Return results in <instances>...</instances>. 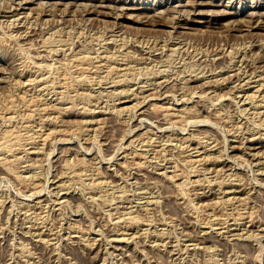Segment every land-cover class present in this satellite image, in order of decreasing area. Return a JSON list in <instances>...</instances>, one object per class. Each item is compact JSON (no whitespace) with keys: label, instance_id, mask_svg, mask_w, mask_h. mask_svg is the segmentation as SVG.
Masks as SVG:
<instances>
[{"label":"rangeland","instance_id":"1","mask_svg":"<svg viewBox=\"0 0 264 264\" xmlns=\"http://www.w3.org/2000/svg\"><path fill=\"white\" fill-rule=\"evenodd\" d=\"M20 1L0 264H264V0Z\"/></svg>","mask_w":264,"mask_h":264},{"label":"bare ground","instance_id":"2","mask_svg":"<svg viewBox=\"0 0 264 264\" xmlns=\"http://www.w3.org/2000/svg\"><path fill=\"white\" fill-rule=\"evenodd\" d=\"M19 1H20V0H19ZM22 1H23V0H22ZM24 1H25V0H24ZM62 1H63V0H62ZM62 1H59V0H58L59 3H61ZM68 1H69V0H67V2H68ZM70 1H71V0H70ZM85 1H86V0H85ZM96 1H98V0H96ZM104 1H105V0H104ZM178 1H179V0H178ZM178 1H177L176 3L179 4ZM190 1H191V0H190ZM205 1L208 2V1H211V0H208V1L205 0ZM261 1H262V0H261ZM20 2H21V1H20ZM30 2H31V1H30ZM46 2H48V0H46ZM46 2H45V3H46ZM53 2H54V1L52 0L50 3H53ZM55 2H56V1H55ZM74 2H75V1H74ZM80 2H82V1H80ZM185 2H186V4H187L188 0H187V1L185 0ZM185 2H184V3H185ZM193 2L195 3L196 1H193ZM193 2H192V3H193ZM197 2H198V0H197ZM199 2H200V1H199ZM202 2H204V1H202ZM25 3H26V2H25ZM59 3H58V4H59ZM62 3H63V2H62ZM65 3H66V0H65ZM75 3H76V2H75ZM87 3H88V1H87ZM87 3H86V4H87ZM94 3H96V2H94ZM94 3H92V4L90 3V5H92V7H93V4H94ZM101 3H102V2H101ZM101 3H100V4H101ZM188 3H189V2H188ZM192 3H191V4H192ZM194 3H193V5H194ZM200 3H201V2H200ZM209 3H210V2H209ZM218 3H219V2H216V5H217ZM56 4H57V2H56ZM67 4H70V2H68ZM73 4H74V3H73ZM77 4H78V3H77ZM86 4H84V1H83V4L81 3V5H83V6L86 5ZM88 4H89V3H88ZM97 4H98V2H97ZM100 4H98V6H103V7H106V6H107V3L105 4L106 6H105V5H100ZM102 4H103V3H102ZM129 4H130V3H129ZM169 4H170V3H169ZM181 4H183V3L181 2ZM191 4H190V5H191ZM214 4H215V2H214ZM219 4H220V3H219ZM221 4H222V3H221ZM59 5H60V4H59ZM63 5H65V4H63ZM75 5H76V4H75ZM78 5H79V4H78ZM123 5H124V4H123ZM170 5H171V4H170ZM170 5H169V6H170ZM173 5H174V4H173ZM173 5H171V6H173ZM184 5H185V4H184ZM188 5H189V4H188ZM195 5H196V4H195ZM199 5H200V4H199ZM212 5H213V4H212ZM222 5H223V4H222ZM231 5H232V4H231ZM231 5H230V6H231ZM54 6H57V5L54 4ZM65 6H67V5H65ZM83 6H81V7H83ZM87 6H88V5H87ZM108 6H110V5H108ZM136 6H137V5H136ZM167 6H168V5H167ZM179 6H180V5H179ZM179 6H178V7H179ZM181 6H183V5H181ZM252 6H253V5H252ZM110 7H111V6H110ZM116 7H117V6H116ZM120 7L122 8L123 6H120ZM130 7H131V6H130ZM15 8H16V7H15ZM94 8H95V7H94ZM111 8H112V7H111ZM114 8H115V7H114ZM114 8H113V9H114ZM117 8H118V7H117ZM117 8H116V9H117ZM127 8H129V6H127ZM139 8H140V7H139ZM165 8H166V7H165ZM180 8H181V7H180ZM183 8H184V6H183ZM191 8H192V7H191ZM191 8H190V9H191ZM194 8H195V7H194ZM197 8H198L199 11L201 10V9H199V7H197ZM200 8H201V7H200ZM206 8H207V7H206ZM81 9H82V8H81ZM84 9H85V8H84ZM86 9H87V7H86ZM91 9H92V8H91ZM95 9L98 10L97 8H95ZM95 9H93V12H94ZM124 9H125V8H124ZM124 9H123V10H124ZM131 9H132V8H131ZM162 9H164V8H162ZM167 9H168V7H167ZM167 9H166V11L162 10V12L164 11V12L167 13V11H170V10H167ZM171 9L174 10L175 8H174V9L171 8ZM204 9H205V8H204ZM209 9H211V8H208V11H207V12H211L212 9H211V10H209ZM221 9H222V8H221ZM224 9H225V8H224ZM226 9H227V8H226ZM82 10H83V9H82ZM82 10H81V11H82ZM88 10H90V9H88ZM96 10H95V11H96ZM100 10H101V9H100ZM121 10H122V9H121ZM154 10H155V9H154ZM172 10H171V11H172ZM205 10H206V9H205ZM205 10H204V11H205ZM216 10H217V9H216ZM218 10H220V9L218 8ZM16 11H17V10H16ZM16 11H15V13H17ZM86 11H87V10H86ZM86 11H85V12H86ZM103 11H104V10H103ZM103 11L101 10V11H100V14H101ZM159 11H161V10H159ZM159 11H158V12H159ZM188 11H189V10H188ZM195 11H197V9H196ZM226 11H227V10H226ZM252 11H253V10H252ZM107 12H108V11H107ZM156 12H157V10H156ZM162 12H161V13H162ZM172 12H173V11H172ZM189 12H191V11H189ZM202 12H203V11H202ZM213 12H214V10H213ZM217 12H218V11H217ZM222 12H223V10H222ZM247 12H248V11H247ZM249 12L251 13V10H250ZM256 12H257V11H256ZM259 12L261 13V11H259ZM259 12H258V13H259ZM86 13H88V12H86ZM109 13H110V12H109ZM109 13H108V15H109ZM112 13H113V12H112ZM154 13H155V12H154ZM191 13H192V12H191ZM200 13H201V12H200ZM223 13H224V12H223ZM231 13H232V12H231ZM250 13H247V14H250ZM258 13H257V14H258ZM262 13H264V12H262ZM82 14H83V13H82ZM94 14H95V13H94ZM117 14H118V13H117ZM152 14H153V12H152ZM162 14H163V13H162ZM164 14H165V13H164ZM202 14H203V13H202ZM218 14H219V13H218ZM225 14H226V12H225ZM235 14H236V13H235ZM255 14H256V13H255ZM257 14H256V15H257ZM149 15H150V14H149ZM219 15H220V14H219ZM227 15H228V14H227ZM233 15H234V14H233ZM262 15H263V14H262ZM104 16H105V15H104ZM116 16H117V15H116ZM150 16H151V15H150ZM150 16H149V17H150ZM153 16H154V14H153ZM164 16H165V15H164ZM238 16H239V15H238ZM254 16H255V15H254ZM257 16H259V15H257ZM260 16H261V15H260ZM263 16H264V15H263ZM158 17L160 18V16H158ZM166 17H167V16H166ZM251 17H252V16H251ZM147 18H148V17H147ZM147 18H146V19H147ZM173 18H174V17H173ZM235 18H236V17H235ZM242 18H243V17H242ZM242 18H241V19H242ZM136 19H137V18H136ZM138 19H139V20H142V19H140V18H138ZM146 19L144 18L142 21L144 22V20H145V23H146ZM151 19H153V18H150V20H151ZM154 19H155V18H154ZM156 19L158 20V18H156ZM160 19H161V18H160ZM163 19H164V18H163ZM163 19H162V20H163ZM170 19H172L171 16H170ZM174 19H175V18H174ZM244 19H245V18H244ZM244 19H243V20H244ZM248 19H249V18H248ZM259 19H261V18H259ZM157 20H156V21H157ZM165 20H166V19H165ZM168 20H169V17H168ZM172 20H173V19H172ZM236 20L238 21V17L236 18ZM239 20H240V19H239ZM135 21H136V20H135ZM137 21H138V20H137ZM153 21H154V20H153ZM153 21H150V22L153 23ZM159 21H160V20H159ZM159 21H158V22H159ZM163 21H164V20H163ZM169 21H170V20H169ZM230 21H231V18H230ZM234 21H235V20H234ZM240 21H241V20H240ZM245 21H246V20H245ZM247 21H248V20H247ZM249 21H250V20H249ZM254 21H255V20H254ZM263 21H264V20H263ZM147 22H149V21H147ZM150 22H149V23H150ZM167 22H168V21H167ZM172 22H174V21H172ZM228 22H229V21H228ZM257 22H258V21H257ZM260 22H261V21H260ZM260 22H259V23H260ZM155 23H156V22H155ZM155 23H154V24H155ZM162 23H163V22H162ZM234 23H235V22H234ZM236 23H237V22H236ZM236 23H235V24H236ZM254 23H255V22H254ZM241 24H242V23H241ZM246 24H247V23H246ZM255 24H256V23H255ZM260 24H261V23H260ZM167 25H168V24H167ZM232 25H233V24H232ZM236 25H237V24H236ZM236 25H235V26H236ZM253 25H254V24H253ZM258 25H259V24H258ZM261 25H262V24H261ZM169 26H170V24H169ZM174 26H175V23H174ZM174 26H173V27H174ZM243 26H244V25H243ZM246 26H247V25H246ZM249 26H250V25H249ZM229 27H230V26H229ZM258 27H259V26H258ZM233 28H234V26H233ZM235 28H236V27H235ZM240 28H241V27H240ZM245 28H246V27H245ZM263 28H264V27H263ZM241 30H242V29H241ZM234 31H235V30H234ZM0 71H1V70H0ZM236 77H237V76H236ZM235 79H240V78H235ZM235 79H234V80H235ZM159 84H160V83H159ZM159 84H158V85H159ZM163 85H164V84H163ZM166 85H167V84H166ZM164 87H165V86H164ZM234 87H235V86H234ZM241 87H242V86H241ZM159 88H160V87H159ZM165 88H166V87H165ZM237 88H238V87H237ZM239 88H240V87H239ZM240 89H241V88H240ZM243 89H244V88H243ZM165 90H166V89H165ZM126 91H127V90H126ZM126 91H125V92H126ZM159 91H160V89H159ZM159 91H158V92H159ZM125 92H124V93H125ZM236 92H237V91H236ZM240 92H241V91H240ZM156 95H157V94H156ZM158 95H159V94H158ZM124 100H125V99H124ZM127 100H128V99H127ZM120 101H121V100H120ZM118 102H119V101H118ZM152 105H154V104H152ZM121 107H122V105H121ZM125 107H126V106H124V107H122V108L124 109ZM129 107H130V106H129ZM134 107H135V106H134ZM154 107H155V106H154ZM149 108H150V107H149ZM149 108H148V109H149ZM120 110H122V109H120ZM125 110H126V109H125ZM140 113H141V112H140ZM142 113H143V112H142ZM144 113H146V112H144ZM139 120H141V118H139ZM139 120H138V121H139ZM56 131H57V130H56ZM44 133H45V132H44ZM47 134H49V132H48ZM51 134H52V133H51ZM44 136H47V135H43V137H44ZM43 137H42V138H43ZM47 137H48V136H47ZM47 137H46V138H47ZM245 138H246V137H245ZM60 139H61V138H60ZM60 139H58V140H60ZM63 139H64V138H63ZM247 139H248V138H246V140H247ZM242 140H243V139H242ZM248 140H249V139H248ZM239 141H240V140H239ZM252 141H253V140H252ZM256 141H257V139H256ZM240 142H241V141H240ZM241 143H242V142H241ZM251 143H252V142H251ZM253 144H254V143H253ZM196 145H197V144H196ZM261 145H262V143H261ZM263 145H264V144H263ZM236 146H237V145H236ZM254 146H255V144H254ZM232 147H235V145L232 146ZM238 147H239V145H238ZM255 147H256V146H255ZM258 148H259V147H258ZM260 148H261V147H260ZM260 150H261V152H262V148H261ZM196 151H197V150H196ZM257 151H258V150H257ZM257 151H256V154H257ZM254 152H255V151H253V154H254ZM251 153H252V152H251ZM253 154H252V155H253ZM257 155H258V154H257ZM250 156H251V155H250ZM254 156H255V154H254ZM203 157H204V156H203ZM201 158H202V157H201ZM195 160H196V159H195ZM165 167H166V166H165ZM173 171H174V170H173ZM176 174H177V173H176ZM217 223H218V222H217ZM219 223H220V222H219ZM211 224H212V223H211ZM214 224H215V223H214ZM209 226H210V225H209ZM222 227H223V226H222ZM226 227H227V226H226ZM226 229H227V228H226ZM229 229H230V228H229ZM233 234H234V233H233ZM205 236H206V235H205ZM198 237H199V236H198ZM195 240H196V239H195ZM199 240L202 241L203 239H199ZM205 240H206V239H205ZM206 241H207V240H206ZM93 243H94V242H93ZM242 244H243V243H242ZM97 247H98V246H97ZM90 248H91V247H90ZM93 261H94V260H93Z\"/></svg>","mask_w":264,"mask_h":264}]
</instances>
